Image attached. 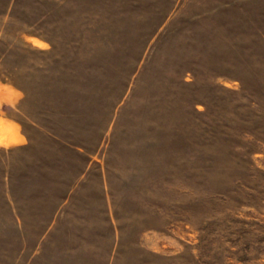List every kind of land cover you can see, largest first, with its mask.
Instances as JSON below:
<instances>
[{"label":"rangeland","instance_id":"1","mask_svg":"<svg viewBox=\"0 0 264 264\" xmlns=\"http://www.w3.org/2000/svg\"><path fill=\"white\" fill-rule=\"evenodd\" d=\"M0 264H264V0H0Z\"/></svg>","mask_w":264,"mask_h":264},{"label":"crops","instance_id":"2","mask_svg":"<svg viewBox=\"0 0 264 264\" xmlns=\"http://www.w3.org/2000/svg\"><path fill=\"white\" fill-rule=\"evenodd\" d=\"M45 43H47V45H48V47H50V48H53L54 47V45L52 44V43H50L49 41H47V42H45ZM19 96V97H18ZM17 96V101H20V103H25L24 101H25V99L21 96V95H18ZM16 124V123H15ZM19 124V127L20 128H22V129H29V126L27 125H25V123L23 124V123H17V125ZM29 134H28V132H26L25 131V141H26V144L23 146V148H25V147H28V145H27V141H28V139H29ZM27 145V146H26Z\"/></svg>","mask_w":264,"mask_h":264}]
</instances>
